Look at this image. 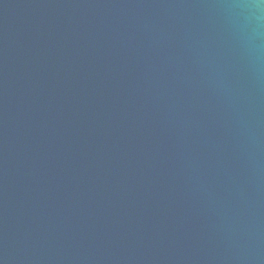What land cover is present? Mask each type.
Wrapping results in <instances>:
<instances>
[{
	"label": "water",
	"instance_id": "1",
	"mask_svg": "<svg viewBox=\"0 0 264 264\" xmlns=\"http://www.w3.org/2000/svg\"><path fill=\"white\" fill-rule=\"evenodd\" d=\"M0 264H264V0H0Z\"/></svg>",
	"mask_w": 264,
	"mask_h": 264
}]
</instances>
